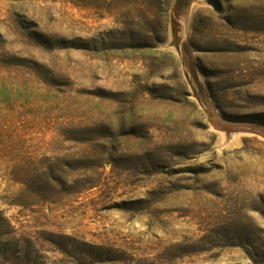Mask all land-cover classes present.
<instances>
[{"label": "rangeland", "instance_id": "rangeland-1", "mask_svg": "<svg viewBox=\"0 0 264 264\" xmlns=\"http://www.w3.org/2000/svg\"><path fill=\"white\" fill-rule=\"evenodd\" d=\"M0 264H264V0H0Z\"/></svg>", "mask_w": 264, "mask_h": 264}, {"label": "trees", "instance_id": "trees-1", "mask_svg": "<svg viewBox=\"0 0 264 264\" xmlns=\"http://www.w3.org/2000/svg\"><path fill=\"white\" fill-rule=\"evenodd\" d=\"M175 36L177 37V33H175Z\"/></svg>", "mask_w": 264, "mask_h": 264}]
</instances>
